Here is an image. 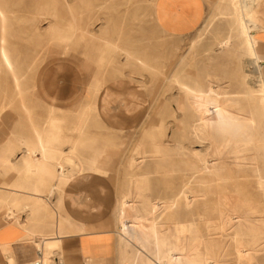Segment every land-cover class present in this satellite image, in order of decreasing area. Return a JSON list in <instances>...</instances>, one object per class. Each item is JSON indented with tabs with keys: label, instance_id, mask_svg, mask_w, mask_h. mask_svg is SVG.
<instances>
[{
	"label": "bare ground",
	"instance_id": "6f19581e",
	"mask_svg": "<svg viewBox=\"0 0 264 264\" xmlns=\"http://www.w3.org/2000/svg\"><path fill=\"white\" fill-rule=\"evenodd\" d=\"M227 1L231 4V9L223 16L225 19H232V26L229 35L216 44L222 50L228 49L232 45L233 34L237 33L243 48L239 49L241 58H253L251 64L255 67L257 76L255 78L246 70L250 64H244L241 88L237 90H234L233 86H216L217 75L211 72L212 66L210 69L206 67L200 74L182 70L173 76L174 88L182 96L174 99L177 109L168 108L173 118L172 141L162 126L164 122H161V125H155L145 135L152 140L150 149L145 143L136 147L128 164L129 190L123 195L114 223L109 227L123 249L119 256L121 264H222L223 248L217 240L205 236L201 230L202 223H207L210 210L205 207L209 204L218 207L223 226L232 231L231 246L234 248L238 264H252L255 260L254 252L260 248L264 236V211L252 200V194L256 191L255 193L263 196L264 201V20L259 15L260 9L255 10L256 13L250 11V2L260 6L264 4V0ZM7 9L8 1L0 0V71L9 74L16 90L22 93L20 66L14 61L9 47L10 16ZM125 52L129 57L132 54ZM136 59L148 66L144 60ZM225 77L227 78V75ZM217 80L222 81L220 77ZM256 85L259 87L256 88ZM93 86V94L99 95L97 91L100 87L97 82ZM244 103L249 108L247 113L241 109ZM92 110L93 104H90L85 110L72 111L73 115L63 118L64 129L57 125L56 118L45 122L48 127H39L41 122L39 126L31 123L27 134L32 139L34 137L35 142L20 141L15 145L11 141L12 137L10 142H7V139L0 148V168L7 171L18 169L13 164V159L17 149L24 146L26 152L23 158L15 160L20 161L24 173L29 174L28 177L31 176L35 181L34 189H26L30 190L29 195L8 190L7 184L0 185V216L5 221L2 226L11 228L18 225L25 229L29 239L32 243L35 242L37 250L41 252L37 259L40 258L42 264H51L50 258L56 254L55 251L60 252L61 260L65 258L63 244L65 235L69 233L87 236L86 239L97 238V229L71 223L61 213V201L55 205L50 200L55 193L60 197L65 185L73 180L76 174L84 171L105 173L102 166L106 156L105 149L91 148V157L84 162V159L77 156L83 144L67 143L71 145L70 151L64 152L61 145L65 143L59 141L66 131L86 134ZM27 112L31 114L30 111ZM67 113L71 114L69 111ZM93 124L98 122L95 120ZM23 134L24 132L20 133V136ZM252 144L255 154L250 158ZM199 146L201 150H198ZM37 154L40 157H37ZM157 174L178 178L181 184L179 191L163 193L160 187L157 189L154 186L158 181L155 177ZM52 183L55 190L44 189ZM211 183H214L216 189L214 197L209 196ZM24 184L25 181L22 185ZM250 189L251 196L250 192L242 193L243 197L238 195L240 190ZM46 193V197H42V194ZM197 197L202 199L197 203L203 206L200 211L193 207ZM22 214H25V219ZM186 216L189 221H186ZM211 227H208V231ZM262 247L264 248V245ZM5 248L0 246V251L12 264H17L4 252ZM88 263L92 262L88 260Z\"/></svg>",
	"mask_w": 264,
	"mask_h": 264
},
{
	"label": "rangeland",
	"instance_id": "374dc122",
	"mask_svg": "<svg viewBox=\"0 0 264 264\" xmlns=\"http://www.w3.org/2000/svg\"><path fill=\"white\" fill-rule=\"evenodd\" d=\"M5 1L9 3V9H7L8 16H10L8 23L9 47L14 61L20 66L21 88L25 94L16 90L9 74L0 71V148L6 142L8 135L13 132H17L13 135V144L17 145L20 141L22 142L21 139L29 135L27 133L31 123L37 126L41 124L39 126L41 128L48 127L46 123L51 118H56L57 125L62 129L65 128L63 118L70 117L72 114L66 111L53 112L44 107L34 92L35 74L38 68L50 58L61 55L76 57L85 64L92 74L96 75L101 84L116 78H130L138 82L148 95V115L144 124L133 129L134 131L109 132L100 125L93 124L94 121L90 117L86 134H73L66 131L59 138L61 143H65V145H61L63 151H70L71 145L67 143L83 144L77 156L84 159V162L91 157V148L105 149L106 156L102 165L104 175L114 183L118 201L112 223L116 218L117 207L123 195L129 190L127 187L128 164L136 147L145 143L150 149L149 145L152 140L145 135L155 125H161V122H164L162 126L165 133L167 132L169 140L172 141L174 128L171 123L173 118L170 116L168 108L177 109L174 99L182 96L174 88L173 76L182 70L200 74L202 70H206V67L210 69L212 66L211 72L217 75L216 86L221 88L233 86L234 90L241 86L244 64H250L246 70L248 73H252L251 75L255 78L257 76L256 69L251 64L253 58L245 57L244 60L241 58L242 45L237 33L233 34L232 45L228 49L222 50L216 44L229 35L232 26V19H228V17L225 19L223 16L231 9V4L227 0H208V8L202 25L195 33L184 38L165 35L155 26L150 11L156 5L157 0H24V3L23 0ZM263 5L259 6L257 3L250 2V11L256 13L257 9H260V14H258L262 20H264V9L261 8ZM118 10H124L126 14L118 15L116 13ZM125 51L132 53L131 56L129 57ZM136 58L144 60L148 66L141 64ZM210 58L213 60L211 61ZM214 70L218 72H214ZM219 77L223 82L217 80ZM226 85L227 87H225ZM258 87L259 85H256V88ZM229 91L231 90L229 89ZM11 94L14 98L11 97ZM241 109L246 113L249 110L245 103ZM27 111H30L31 114L29 115ZM158 118L160 119L158 120ZM20 121L22 122L19 123ZM37 121L38 123H36ZM22 132H24L22 135L24 137H20ZM254 149L252 144L250 158H253L255 154ZM19 150L21 149L19 148ZM19 150L17 149V151ZM84 150L88 152L84 153ZM198 150H201V146L198 147ZM6 174L7 171L0 168V185L6 184ZM155 177L158 181L154 186L157 189L160 187L161 192L179 191L181 184L178 178L164 177L159 174ZM209 186V196L214 197L216 190L214 183ZM154 190L156 192V189ZM240 191L238 194L240 197H243L242 193L250 192V196L252 194V189ZM255 192L252 194V200L264 211L263 196ZM201 200L198 197L195 199L193 207L196 211L203 209V206L197 204ZM213 205L209 204L205 207L210 212L207 223H202L201 230L205 236L217 240L223 248L222 264H238L234 248L231 246L232 231L230 232L229 228L223 226L218 207ZM22 217L25 219V214H22ZM5 219L9 220V218ZM186 219L189 221L188 216ZM208 227H211L210 231H208ZM114 236L116 237V235ZM116 240L119 251L118 263L121 264L119 256L123 253V249L119 246L117 237ZM226 242L227 245L224 246ZM263 243L264 236L260 248L254 252L255 260L252 264H264Z\"/></svg>",
	"mask_w": 264,
	"mask_h": 264
},
{
	"label": "crops",
	"instance_id": "0c3cea01",
	"mask_svg": "<svg viewBox=\"0 0 264 264\" xmlns=\"http://www.w3.org/2000/svg\"><path fill=\"white\" fill-rule=\"evenodd\" d=\"M207 8L208 0H157L150 13L155 26L162 33L171 37L184 38L200 28ZM116 13L126 14V11L118 10ZM96 81L101 86L97 91L100 96L93 94V85ZM34 92L44 107L54 111H69L72 115V111H82L93 104L94 110H92L90 119L96 120L103 129L113 133H127V131L138 128L144 124L149 110L148 95L138 82L130 78H116L101 84L96 75L73 56L61 55L45 61L35 74ZM12 137L13 135L9 134L7 142H10ZM35 141V138L32 139L30 135L22 139V142ZM25 150L23 146L20 152L17 151L13 164L18 169L7 170L6 184L8 190L29 195L31 193L29 191L34 189L35 181L31 176L28 177L29 174L24 173L25 170L20 161L15 160L23 158ZM68 151L64 150V152ZM37 157H40L39 154ZM73 178L65 185L60 197L55 193L54 198L52 196L50 200L55 205L61 201V213L71 223L88 229H97L95 234L97 238L86 239L87 236L72 233L65 235L63 244L65 258L61 260L60 252L55 251L56 254L50 258V263L89 264L88 260H90L92 262L90 264H119L117 240L112 229L109 228L118 202L114 183L104 174L92 171H84ZM24 181L25 184L22 185ZM44 189L55 190L54 183ZM46 195L47 193L42 194V197ZM1 217L0 246L6 247L4 252H7L8 257L17 264L34 262L39 257V250L35 242L32 243L29 239L27 231L18 225L11 228L2 226L5 221ZM0 264H12L1 251Z\"/></svg>",
	"mask_w": 264,
	"mask_h": 264
},
{
	"label": "built area",
	"instance_id": "2783aa9c",
	"mask_svg": "<svg viewBox=\"0 0 264 264\" xmlns=\"http://www.w3.org/2000/svg\"><path fill=\"white\" fill-rule=\"evenodd\" d=\"M40 254H41V252H39V256H41ZM30 264H42V262H41L40 258H38L34 262H32Z\"/></svg>",
	"mask_w": 264,
	"mask_h": 264
}]
</instances>
